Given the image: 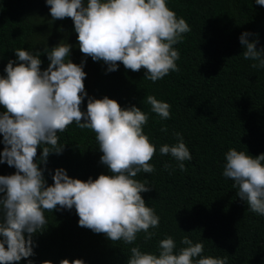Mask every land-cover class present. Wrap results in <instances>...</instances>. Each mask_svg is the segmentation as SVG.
<instances>
[{"label": "trees", "instance_id": "16d2710c", "mask_svg": "<svg viewBox=\"0 0 264 264\" xmlns=\"http://www.w3.org/2000/svg\"><path fill=\"white\" fill-rule=\"evenodd\" d=\"M167 6L185 19L190 31L174 45L179 70L152 82L143 78V68L132 71L117 61V70L107 71L103 61L81 53L71 18L53 20L45 0H0V76L6 75L7 62L16 60L15 49L40 52L43 71L49 63L44 49L64 41L71 45V62L84 60L87 96H107L122 108L135 105L147 112L143 131L156 146L149 161L155 171L136 177L146 178L152 187L141 196L160 217L159 226L149 229L155 233L150 240L141 232L133 244L111 241L104 233L79 226L74 207L46 210L44 229L32 236L34 254L18 264H26V259L33 264L45 260L59 264L62 259L127 264L131 247L155 252L158 241L167 235L173 236L178 248L185 235L193 242L203 240L202 255L227 256V264H264V216L250 211L236 195L233 181L222 175L229 148L245 150L253 157L264 153V68L251 67L255 61L243 58L239 43L240 34L247 31L252 34L249 41H258L257 49L264 47V6L255 0H168ZM148 95L171 105L169 119L161 120L150 111L144 102ZM87 96L81 102L82 111H86ZM4 110L0 106V112ZM176 132L182 134L192 157L183 162V171L170 154L159 152L161 145L176 142ZM58 137L61 152L50 153L38 165L44 169L46 185L53 183L51 174L57 168L81 181L110 174L100 163L102 152L92 130L73 122ZM41 151L37 147L34 162ZM15 171L0 163V175Z\"/></svg>", "mask_w": 264, "mask_h": 264}, {"label": "clouds", "instance_id": "9594fccd", "mask_svg": "<svg viewBox=\"0 0 264 264\" xmlns=\"http://www.w3.org/2000/svg\"><path fill=\"white\" fill-rule=\"evenodd\" d=\"M53 20L70 17L77 34L79 50L93 61H103L107 71L118 68L145 69L144 79L156 82L169 72L178 71L179 51L174 47L190 31L184 18L178 17L168 0H45ZM264 6V0H255ZM245 31L239 36L245 60L255 61L253 68H264V47ZM71 45L60 41L44 49L49 61L40 69V52L15 49L16 60L5 65L0 76V163L12 166L11 175H0V264H13L32 256L33 234L44 229L45 211L75 208L78 225L94 233H104L111 241L133 244L143 232L150 240L149 229L159 226L154 207L147 206L141 193L152 187L138 173L155 171L149 163L156 146L143 131L149 114L135 105L122 108L107 96H87L83 80L86 73L80 64L68 58ZM87 96L86 111L80 109ZM144 102L161 120L170 118L171 105L148 95ZM83 120V122H82ZM75 122L81 129L95 133L100 163L109 175L100 174L86 181L71 178L63 168L51 174L46 185L43 168L50 153L59 154L58 133ZM167 131V129H161ZM174 144L159 147L161 155L170 154L183 171L184 161L191 160L181 133H174ZM37 147L42 149L34 162ZM222 175L238 188L236 195L250 211L264 216V153L255 157L245 150L229 148L224 154ZM59 206V208L57 207ZM180 245L172 235L158 241L155 252L130 248L127 264H227V256H203V240L193 242L187 235ZM26 264H33L26 259ZM42 264H52L45 260ZM59 264H85L82 259H62Z\"/></svg>", "mask_w": 264, "mask_h": 264}]
</instances>
